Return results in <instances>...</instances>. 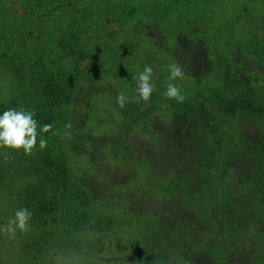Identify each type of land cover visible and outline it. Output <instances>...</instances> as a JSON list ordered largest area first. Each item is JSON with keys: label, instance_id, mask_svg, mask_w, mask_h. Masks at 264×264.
<instances>
[{"label": "trees", "instance_id": "obj_1", "mask_svg": "<svg viewBox=\"0 0 264 264\" xmlns=\"http://www.w3.org/2000/svg\"><path fill=\"white\" fill-rule=\"evenodd\" d=\"M244 1L0 0V114L57 133L0 149V225L31 212L0 264H264V0Z\"/></svg>", "mask_w": 264, "mask_h": 264}, {"label": "clouds", "instance_id": "obj_2", "mask_svg": "<svg viewBox=\"0 0 264 264\" xmlns=\"http://www.w3.org/2000/svg\"><path fill=\"white\" fill-rule=\"evenodd\" d=\"M168 83L162 95L167 99H173L177 103H182L185 95L181 88L173 83L177 79H182L184 76L183 68L178 63H173L168 66ZM153 68L150 65H145L143 70L139 72L133 79L135 81L136 102H148L151 99L152 93L155 90V84L152 81ZM126 95L121 92L116 96V103L120 108H124L127 102ZM72 125L70 123L65 125V132L63 136L71 138L70 130ZM52 124L39 125L34 119V113L24 109L17 110L9 108L0 114V149H7L11 151L23 150L25 155H31L33 149L39 144L40 150L47 147V139L45 134L52 131ZM5 161L9 157L5 154ZM31 219V212L27 208L16 210L7 223L0 225V234H4L9 238L16 236L17 231L25 233L29 231V220Z\"/></svg>", "mask_w": 264, "mask_h": 264}, {"label": "rangeland", "instance_id": "obj_3", "mask_svg": "<svg viewBox=\"0 0 264 264\" xmlns=\"http://www.w3.org/2000/svg\"><path fill=\"white\" fill-rule=\"evenodd\" d=\"M232 3L237 4L236 7L241 6L245 1L244 0H231Z\"/></svg>", "mask_w": 264, "mask_h": 264}]
</instances>
